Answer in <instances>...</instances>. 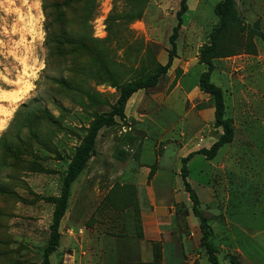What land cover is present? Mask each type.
Instances as JSON below:
<instances>
[{"label": "rangeland", "instance_id": "374dc122", "mask_svg": "<svg viewBox=\"0 0 264 264\" xmlns=\"http://www.w3.org/2000/svg\"><path fill=\"white\" fill-rule=\"evenodd\" d=\"M54 1L0 0V252L10 250L26 264H40L43 258L67 164L94 119L113 111L122 84L167 62L178 10V0H79L72 10L60 8L66 21L54 27L56 33L77 35L76 44L62 43L60 50L52 51L42 7ZM219 1L199 0L182 16L167 72L154 87L129 97L124 118L114 116L112 125L98 129L89 160L71 185L70 212L66 210L63 219L82 214L87 218L83 203L96 202L112 187L121 196L112 194L101 206L112 201L114 217H123L128 208L132 217L139 215L143 188L105 178L106 170L120 171L127 161L148 168V184L154 179L156 194L172 202L175 215L192 212L191 200L187 209L182 200L171 197L185 191L183 164L189 173L183 157L170 156L182 147L210 146L222 132L214 126L213 98L199 85L207 70L199 49L209 43L219 23L214 13ZM255 1L235 0L231 15L237 20L227 24L217 41L220 55L211 59L210 82L222 90L225 114L235 129L233 140L211 159L208 174L198 175L214 188L213 201L200 209L209 219L221 264L240 254L219 248L221 221L236 214L243 228L264 224L247 220L252 211L264 213V44L258 36L264 32V0L257 5ZM55 9L47 8L52 13ZM4 140L34 166H9ZM202 164L199 158L196 165ZM89 219L82 224L89 225ZM66 228L63 222L59 231ZM258 238L264 247V236ZM56 253L50 255L51 264L62 260ZM2 259L0 264H5ZM201 264H210L205 254Z\"/></svg>", "mask_w": 264, "mask_h": 264}, {"label": "crops", "instance_id": "0c3cea01", "mask_svg": "<svg viewBox=\"0 0 264 264\" xmlns=\"http://www.w3.org/2000/svg\"><path fill=\"white\" fill-rule=\"evenodd\" d=\"M259 1L256 0L255 5ZM198 2L199 0H187L188 10L184 15L187 16ZM209 147L204 146L203 148ZM199 149V147H192L186 150L185 147H182L177 151L173 150L170 157L182 158ZM199 158L203 161L202 165H196ZM186 165L189 173L186 175V181L195 191L199 201L202 205L211 203L214 197V188L211 184L199 180L198 175L205 177L213 167V161L206 159L203 154L195 153L186 162ZM148 172L145 165H138L135 161H127L120 171L106 170V179H112L113 182L120 179L121 183H133L137 188H143L140 197L142 200L139 201V227L136 228L129 208L124 211L123 217H114L110 204L101 206L104 196L96 202L83 203L84 211L88 212L87 218L83 214L77 219H70L69 215H66L60 221V226L65 222L67 228L63 232L60 231L57 251L52 253L62 254L60 264H118L130 261H150L152 260V241L161 243L162 264H195L196 258L199 259L198 264H201L204 253L199 246L201 231L197 217L192 212L180 218L175 215L172 202H166L161 198L162 196L156 194L153 187L154 179L148 184ZM181 181L183 184L182 177ZM177 185L178 188L182 187L178 181ZM71 189L73 190V187ZM96 190L99 191L98 188ZM72 192L70 198L73 196ZM143 195L145 199H143ZM172 196H174L175 202L182 200L187 209H190L187 192L182 190ZM251 204L256 206L255 203ZM68 211L70 212V210ZM88 218L91 220L90 224H82L83 220ZM241 218L240 215L234 214L232 219L220 222L218 226L219 241L217 242L219 248L223 250L231 248L237 251L247 264H264V247L262 240L258 238L259 235L264 236V224L259 229L253 227L247 229L246 226L243 228ZM256 219L264 222V213L258 215L252 211L247 220L252 223ZM137 230L141 233V237L136 235ZM224 264L229 263L224 260Z\"/></svg>", "mask_w": 264, "mask_h": 264}, {"label": "trees", "instance_id": "16d2710c", "mask_svg": "<svg viewBox=\"0 0 264 264\" xmlns=\"http://www.w3.org/2000/svg\"><path fill=\"white\" fill-rule=\"evenodd\" d=\"M79 0H56L50 5L43 4V10L45 11V16L47 22L45 24V29L47 30L46 41L49 47H51L52 51H58L61 48L62 43H67L70 45H75V40L77 39V35L70 33L68 31H61L56 33L55 26L61 25L65 23L66 17L63 11L60 9L61 7L64 9H74L78 6ZM235 5V0H220L214 6V13L219 18L218 25L213 29L210 33V41L209 43L203 45L200 49V61L207 65V70L201 73L199 78V85L201 89L209 94L213 98L214 104V126L220 127L222 129L221 134L218 138L210 145L209 148H200L195 152L189 153L187 156L182 158L183 163H186L195 153H200L205 156L206 159H212L218 152L219 148L225 144L230 143L234 137V126L232 120L226 116L225 114V103L222 90L215 86L210 82V72L213 69V64L211 62L212 58H215L220 55V52L217 47V41L220 39L226 30L227 24L230 21L237 20L235 16L231 15V11ZM50 6L56 7L55 13L48 11L47 8ZM58 8V9H57ZM188 10L187 0H178V10L176 12V24L172 29V33L169 37V42L171 44V49L168 52V60L165 64H157L150 73L146 75H142L141 77L129 81L126 84H122L120 86V93L116 100L113 111L110 114H102L98 115L92 125L90 126L87 135L83 139V144L79 145L76 148L75 155L71 160H69L67 164V169L65 176L63 178V185L61 188V193L59 197L55 201V209L52 215V221L49 226V237L45 247L43 248V258L40 261V264H50L49 256L53 252H55L59 240H60V220L64 216L65 211L67 209L68 198L71 190V185L75 181V179L82 173L84 167L89 160V157L92 153V149L95 142V136L99 128L103 126H110L114 123V116H118L120 118H124V106L129 97L136 91L140 89H148L154 87L160 76L164 75L168 68L171 65L174 49H175V39L177 38L178 30L182 24V16ZM55 14V16H52ZM258 36L261 38L264 44V32L258 31ZM66 82V81H64ZM43 116H45V111L41 112ZM29 120H32L29 117ZM35 135V133H33ZM4 152L7 156L8 165L9 166H18L20 164L24 165V169L26 166L33 165L31 158L22 157L19 151H16L14 147H12L11 143L8 141H3ZM25 147H28V144H25ZM26 154V153H25ZM30 156V155H29ZM2 163L5 164V159H2ZM32 166V168H33ZM181 177L183 179L184 189L189 195V199L192 202L191 211L197 217L199 221V227L201 231L200 238V248L207 257V260L210 264H221L220 259L218 258V250L216 246L213 244L212 238V230L210 228L209 219L203 214L200 209V201L195 193V191L190 187L189 183L186 181V167L185 164L182 166ZM113 187L104 195L101 204L104 205L106 199L110 198L113 195L121 196L118 194H114L112 191ZM3 190V186L0 184V192ZM116 193V192H115ZM111 200V199H110ZM121 202V201H120ZM112 201L110 203V207L113 208ZM129 205V204H128ZM135 210V209H133ZM134 222L139 227V215L133 217ZM136 235L141 237V233L137 230ZM0 244H4V242L0 241ZM152 260L150 261H130V262H121L118 264H162V249L161 243L158 241H152ZM12 251L3 250L0 252V258H3L5 264H26L20 258H13ZM231 264H243L240 254H232L230 256Z\"/></svg>", "mask_w": 264, "mask_h": 264}]
</instances>
